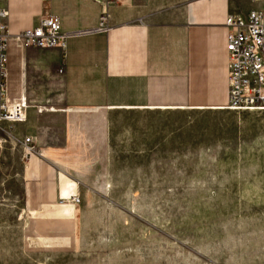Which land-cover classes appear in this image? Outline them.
I'll return each mask as SVG.
<instances>
[{
  "label": "crops",
  "instance_id": "crops-1",
  "mask_svg": "<svg viewBox=\"0 0 264 264\" xmlns=\"http://www.w3.org/2000/svg\"><path fill=\"white\" fill-rule=\"evenodd\" d=\"M106 1H1L11 36L8 101H30L43 88L47 96L55 85L59 92L58 106L29 102L23 123L0 122V159L16 150L24 210L33 218L60 200L100 194L117 154L166 144L165 127L150 114L226 110L224 21L264 10V1L247 0H126L104 7ZM103 11L106 31L97 30ZM42 16L57 17L59 31L69 34L63 50L23 47L13 38ZM25 137L35 153L23 151Z\"/></svg>",
  "mask_w": 264,
  "mask_h": 264
},
{
  "label": "rangeland",
  "instance_id": "rangeland-1",
  "mask_svg": "<svg viewBox=\"0 0 264 264\" xmlns=\"http://www.w3.org/2000/svg\"><path fill=\"white\" fill-rule=\"evenodd\" d=\"M56 88L24 102L56 107ZM148 118L165 127L166 144L117 154L105 190L74 207L60 200L39 219L24 210L9 145L15 151L0 159V264H264V112Z\"/></svg>",
  "mask_w": 264,
  "mask_h": 264
},
{
  "label": "built area",
  "instance_id": "built-area-1",
  "mask_svg": "<svg viewBox=\"0 0 264 264\" xmlns=\"http://www.w3.org/2000/svg\"><path fill=\"white\" fill-rule=\"evenodd\" d=\"M259 2L264 0H247ZM7 13L0 9V122L23 123L26 102H9L7 99V44L9 38L5 22ZM225 51L227 55L228 104L226 109L241 112H264V10H251L244 16H228ZM110 27L109 16L103 13L97 30ZM68 33L59 31L55 16L39 17L29 30L13 36L23 47L39 50H63ZM57 73L62 74L58 69ZM24 152L35 149L28 137L21 141ZM61 204L76 206L78 197L61 200Z\"/></svg>",
  "mask_w": 264,
  "mask_h": 264
}]
</instances>
